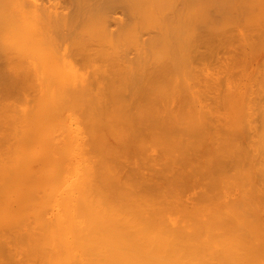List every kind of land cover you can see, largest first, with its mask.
<instances>
[{
	"label": "bare ground",
	"instance_id": "6f19581e",
	"mask_svg": "<svg viewBox=\"0 0 264 264\" xmlns=\"http://www.w3.org/2000/svg\"><path fill=\"white\" fill-rule=\"evenodd\" d=\"M222 38H226V41H224ZM217 39L222 40V44L225 42L224 46L221 44L223 47H225L224 51L221 50L223 48L218 46L220 40L216 41ZM211 40H214L212 41L213 45L214 42H219L217 43L218 45L216 44L218 49L217 47L215 48L218 50V52L222 51L220 55L218 53L219 57H217V55L214 56L217 57V61H215L216 59L212 57V53H214V47L210 46L209 50L213 49V52H211L210 55L209 52L211 50L209 51L207 49L209 46H206L207 43L208 45L210 44L209 42H211ZM201 43L204 44L205 47ZM199 44L200 46H198ZM17 46L19 48H17ZM20 48L21 51L18 50ZM200 48L205 51V57L203 55L201 56V54L204 52L201 53L202 50ZM205 48L206 50H204ZM255 48L264 49V0H0V62L2 63L3 60V67L5 68V65H7V69L9 71L15 66H17L15 67L17 69L14 68L11 71L19 70L17 73L14 71L15 74L8 76L10 77L9 79L17 77V79L19 81L22 80L21 82L23 83L27 75H25L24 72V80L22 76L19 77V72H21L20 69L22 68L23 71H26V73L29 72L30 74L31 72V75L33 74L32 76L37 74L41 85L43 83L46 85L48 82H50L48 83L49 87V85H51L53 82L54 89L57 87L55 89L56 92L54 91V94L49 95L48 99L47 94H45V99L42 98V100H38L39 102H42L43 105L45 104V111H47L46 107H48L51 112L50 114L53 115V119L50 118L51 115L49 116V114H47V116H49L47 118L52 120L56 118L57 122H60L59 118L61 117L57 118L58 112H60V114L61 110L63 113L65 112V104H59L60 98L62 97L60 95L65 93L66 95L63 94V96L67 100L69 97V101H66V99L63 98L65 100L64 101L61 98L62 102H68L66 103L68 107L66 106L65 109L67 108L66 111H69V109L72 111L70 112V116L65 113L63 115H67L69 118H72L71 115H73L75 116L77 123L83 125L80 126L82 129L81 131L78 127L79 125L77 124L78 131L75 132L76 130L73 131L75 127L71 123L72 127L74 128L71 131L76 133L75 135H72L75 137V139H71L72 143L74 142L73 144H75L76 152L74 151V156L71 157L68 155V152L72 148V144L69 142L71 145L70 149L69 144L64 147L66 148L69 145V150L62 148L63 146L61 145H63L64 142H67L65 141L66 134L62 133L64 130L63 128L62 132H59V128L63 127L62 125H64L65 129H67L65 127L66 125L69 126V131L70 128H72L67 124V117L65 118L66 121L63 120L65 122L62 125H58L57 122H54L55 125L51 124L53 121L50 119L48 120L46 116H44L45 119H42L41 116L40 118L42 120L38 119V121L32 122L31 118L28 117H33V114H35H30V109L33 107L29 105V102L32 100L30 98H34V94H36L34 92L38 89L36 86H38V83L40 84V82L37 81L38 83L36 82L34 86L33 81L36 78L33 80L31 75L30 78L28 76L30 80L32 79L31 82H33V88L37 89H34L32 97H28L30 99V101L28 100L29 102H27L28 98L24 93L26 96L25 102L28 104L24 105L26 110H24V113H20L22 114L20 116L22 117L25 113V115L29 114L27 115V118L30 120V122L27 121V123H25L27 119L23 116L26 119L24 122L23 118V122L25 123L23 124V128L22 125H19L20 123L16 121L19 123L17 126H21V128H19V130H21V134L20 136L16 135L14 137L12 133L9 132L11 133V136L14 137L12 139L10 136L13 140L10 142H15L16 144L14 143V148L12 147V149L10 147L11 150L7 152V156L9 153V162L4 161V163H8H5L6 165L2 166L1 164L3 162H0V264H264V164H262L264 163L262 162L264 161V158H262L264 155H260L261 153H264V151H262L264 148L260 147L264 146V142H261L264 141L262 140L264 138H258L256 141L257 130L259 134V128L255 130L254 134H252V132L250 133V130L254 129L255 126H259V122L256 125L257 120H260L258 119L259 117L257 118L259 111L261 110L260 113L264 112V109H262V106H264V103L262 102L264 101L262 100L260 101V105L262 106L259 107V110H254L256 105V103H254L256 101L255 99H258V96H264L259 95L261 92H259V90L264 89L261 87L264 85L262 84L264 79H260L261 75H264V72L261 71V66L264 65V58L261 57L264 56H261L260 53L258 54L257 59H260L258 60L259 64L262 63L260 65L261 68L258 72V63L255 65L254 62L253 70L254 72L257 70L258 73L252 72V74L251 63L253 62L252 60H254L252 55H255V52H258V50ZM199 49L201 52L198 51L199 54L197 55L196 51ZM206 52L212 61L214 59L216 63L213 62V64L212 61H210L211 59L206 56ZM23 54L24 56L25 54L26 56L30 54L27 57H30L31 60L27 61V59H24ZM195 54L198 57L200 55L199 58L201 60L202 57H207L205 64L203 63L206 59H203L204 61L202 60L203 63L200 62L202 65L201 68H203V70V65L206 66L210 62L212 63L208 64L211 66L213 65L212 67L207 65L208 67H211V75L206 73L207 70H204L206 75H202V78L201 75H198L200 78L197 77V74H199L197 71L203 73V70L198 69L201 65H196V63L198 64L200 61L199 58H197V62L194 60L196 63L193 65H196V68L192 66V63L194 62H192L193 58L197 57ZM192 55L196 57L193 56L192 58ZM262 55H264V53H262ZM21 57H23L22 61L25 60V62H29L28 64L26 63L28 66L26 64L24 65V62L20 63L21 60H19V58ZM70 59L72 61L75 60L82 65L84 64V66L82 68V65H80L81 70H77L79 68L78 65L77 69L75 67H69L70 69L67 68L69 69V71L67 70L69 73L68 75V73L65 74V68L63 69L64 71L62 70L64 63L62 65L61 61L66 63L67 60ZM11 60L13 61L11 62ZM57 61L58 63H56ZM75 61L73 62L75 63ZM48 62L49 64L52 62L51 66L48 64ZM55 64H59L61 66L56 67ZM1 66L0 69H2ZM52 66H54L56 69L54 70V67L52 68ZM207 66L206 68L209 69ZM48 67L53 69V73H51L52 69L50 68V70ZM58 68L59 70L61 69L60 73L58 72ZM7 69L6 71H8ZM3 71L5 72V70L2 69L1 72ZM34 71H36V73H34ZM49 73L53 75L50 76ZM1 74L2 77H0V79L2 80L4 78V73ZM16 74L17 76H15ZM61 74H63V78L65 79L61 78ZM221 74L225 77V81L221 80L222 77H219ZM250 74H252L251 76L254 74L255 76L258 74L259 75L257 77H253L255 78L254 81L251 80L253 78L250 76ZM212 75L214 78H211ZM11 76L14 77L11 78ZM53 76L55 77L54 79L52 78ZM59 76L61 78L62 84L65 86L63 88V85H61L60 87H62V89H58V85L61 84ZM209 76L213 85H217L219 78L221 80V84H225L223 85L224 87L226 86V92L224 93L223 90L225 91V89L222 90L223 86L221 89V84L219 85L220 87L218 86V88L222 90V97H219L220 90L217 89V86L214 88L212 84V86L209 85L211 83L209 81ZM249 76L251 79H249ZM8 77L5 75V78ZM70 77H72L71 81ZM68 79L70 82L67 81ZM154 79L156 80L154 81ZM235 79H237V81ZM246 80L249 85L245 82ZM257 80H262L260 82L261 86H259ZM7 81L8 80H5L4 82L6 83ZM11 81L14 83L15 80ZM57 81L60 82V84ZM222 81L224 83H222ZM12 82L10 84H12ZM250 82H252L254 86L257 85L256 83H258V87L256 86L257 89H254L255 91H253ZM1 83L3 82L1 81ZM5 83L4 87H7L9 84L6 83L8 84L6 85ZM54 84L57 85L55 86ZM204 85H206V87ZM250 85L251 87H249ZM139 86L141 88L143 87L144 89L146 87L147 90H150L148 94L157 88L159 92H157V90L156 92L158 94L153 95L154 97L157 96L159 100L156 97V101L151 93L150 95L152 98L150 95L148 96V94H146V89H143L142 94H137L138 96L140 95L139 97L142 95L143 97L139 98L136 95L138 97L137 98L135 93L142 91L140 90L141 88L139 89L140 91L138 90ZM198 86H200V88ZM207 86H209L208 89ZM174 87L185 92L186 94L183 96V94L181 95L178 93L179 95H177V92H174L173 90L172 94L175 95L174 99H178V96L184 99L180 100L179 98V102L181 101V103H183H180V105H185L187 108H192V111L195 109L194 105L192 107V98L194 96L193 92L197 91L196 96H201L203 100L205 97L208 98L211 94L213 97L210 96L207 101L210 98H213L215 103H222L220 106L219 103L218 105H213L210 103V101L214 103L212 101L213 99H210L209 103L211 106L213 105L211 109H214L216 106L223 108L225 105L226 107L223 109L228 110V112L225 113L223 117L222 110H220L219 107H216L215 109L219 108L217 109L219 110L217 113L219 119L214 116L217 115L216 113L211 114V117L214 116L216 118V120L213 119L214 121H217V119L218 122L220 119L223 121V118L224 121L221 124L219 122V126L216 124L217 122L214 123V121H212L215 126L217 125L216 127L212 126V123L209 122V124L206 123L205 126H202L201 128L200 125L207 121L205 120L206 116L202 115V112L204 113L206 108L204 109V107H201L202 104L200 99V107L204 110L202 109V111L200 108L201 111L199 110L200 115L198 116V119L201 120V118L204 117L203 120H201L202 123L200 121H198L200 124L196 122L195 118H197V114H195V117L192 111H189V116L188 114L185 116L181 114H173L172 116V112H175L176 109L181 108L183 112L187 110L186 107H181L179 105L177 99V102L171 99L173 96L172 94L171 98L170 95L167 94L168 90L171 88L174 89ZM197 87L199 89L202 88L204 91H213H210L209 93L206 91L205 95L203 90H199ZM260 87L262 89H259ZM7 88L9 89V87ZM10 88L13 89L12 86ZM46 88L47 87L45 86L44 93H47L46 90H48V88ZM245 88L246 90L249 88L250 89L247 90V92ZM57 89L58 91L62 90V94H59ZM257 90L259 94L255 93ZM215 91H217V94L219 95H217ZM245 91L246 94H244ZM249 91L251 94L254 92L258 96L254 97L255 94L253 93L252 97L249 94ZM121 92L125 95V97L123 94H121ZM144 92L147 97L150 98V101L147 99V102L149 104L151 102V106H148V103L146 105L143 104L146 103V101H144L146 100ZM156 92L154 91L152 93ZM201 92L203 93L202 95L200 94ZM211 92H214V94ZM262 93L264 92H261V94ZM41 94L42 97H44L43 93ZM126 95L130 98L135 96L134 98H136L137 101L138 99H141L142 101V98H144L142 102L139 100L140 104L137 103V105H142L141 107L133 105L135 106L133 107L134 109L137 107V111L135 109L136 112L133 110V113H140L138 114L140 116L137 115L139 120L137 119V122L132 121L134 124L133 127H136L137 130L134 128L132 129V122H130L131 120H129L128 114H130V119H132L131 116L133 114H131L132 112L129 111V108L127 110V107L129 106L127 103L122 105V108H120V111L122 110L126 112L124 110L125 108L127 112L129 111L128 113H125L127 116L123 114V117L125 116V118H127L124 120L122 115L118 114L119 108L117 106L120 107V103H122L118 102L123 101L121 98L124 97V102L122 103L124 104L125 100L129 99V97ZM39 96L41 98V95ZM51 96H53V98L55 96L56 97L53 99ZM247 96H250L251 101ZM22 97H24L23 94ZM244 97H247L250 103L247 102V98L245 101H243ZM134 98L133 100L129 99L128 101H136ZM49 99H51L50 103H48ZM57 99L59 101H57ZM185 99H187L186 101L188 103L185 102ZM45 100H48V102H45ZM188 100H191L192 104L190 103L189 105L190 101ZM35 101L32 102L33 106H35ZM152 101L155 104H157L156 102L161 101V104H157L158 107L160 106L158 111L157 108L155 110V106L153 105L154 103ZM172 101H175V103L178 104H175L174 106L171 103ZM207 101L205 102L208 103ZM22 102L24 101L22 100ZM54 102H56V105L53 104ZM205 102L203 105L206 104ZM246 102L249 104L247 105ZM258 102L259 101H257V103ZM57 103L59 105H57ZM251 103H254V108H252L253 104ZM239 104L241 106L239 111H237L236 107ZM242 104H244V106L247 105L245 106V109L247 110L244 109V106L242 108ZM250 104L251 109L254 110L258 115H256L254 111L250 109ZM3 105L4 104H2V107ZM20 105L22 107V103ZM43 105L41 108L43 111L41 112H44L45 115L47 112L44 111ZM152 105L153 108H151ZM209 105L205 106L210 108ZM26 106H29V108ZM54 106L58 109H54ZM173 106L175 107V110ZM17 107L16 109L19 111V108ZM138 107L141 110L142 107L143 110L144 107L146 108V113L142 111L144 114H146V116H144ZM51 108L52 110L54 109V111H52ZM21 109L20 112L22 111ZM211 109H209V112L208 109H206V112L211 113V111H216L215 109ZM28 110L30 113L26 112ZM55 110H58L57 113ZM74 110H76V114ZM150 110L153 111V113ZM250 110L255 115H253ZM113 111L117 112L116 115L118 114L119 116L117 115V117ZM54 112L56 117L53 114ZM156 112L158 115H156ZM196 112L198 111H195V113ZM244 112L246 113V116L248 115V121L249 118L250 120L253 119V117L251 119V116H256V118H254L257 119H254L255 123L250 121V123L253 122L255 126L251 123L254 127L251 128L249 132L247 131V136H243L244 132L246 133V131H244L242 134L244 138H247L245 139V141L247 140L246 146L245 144L240 143V137L238 138V132H240V130L242 132L243 129L241 128L245 127L246 123H249L245 121L246 116ZM14 113L15 112L11 113V117L12 114L14 115ZM42 113H40V115H43ZM16 115L17 113L15 116ZM63 115L61 114L62 117H64ZM148 115H150V119ZM192 115L195 118L191 119L190 117H193ZM241 115L244 117H240ZM262 115L259 116H261V119H264V116ZM4 116H6V113ZM141 116L143 120L141 119ZM152 116H154L153 122L151 121ZM208 116H210V114H208ZM97 117H100V119ZM103 117L105 118L102 121ZM144 117H148L146 119L148 121L144 120ZM184 117L191 120V122L193 121L192 124L189 123V120H184ZM156 118H158L159 121H157ZM169 119L170 122L168 121ZM181 119L186 122H181ZM240 119L242 122L239 121ZM16 120L19 121L18 118ZM122 120L124 123H122ZM154 120H156V123ZM71 121L73 122V119ZM75 121L73 123H76ZM119 121L120 123H118ZM138 121H151L150 126L149 123L143 124V122H139L142 129H144V127L147 128V126L150 127V129L148 128L150 135L147 134V130H145L146 128L142 132L145 131L144 134L146 133L147 135H142L140 129L138 130V128H140L138 127ZM173 121H175V123L177 122V124L179 123V129L180 127H184L182 128V131L181 129L179 130L177 128L178 126L176 124L175 127L177 126V129L173 127L171 124ZM5 122V125H8L7 121ZM13 122L14 123H9L8 126H11L10 124H12V126H14L13 128H15L16 125L14 124H16V122ZM113 122L117 123V130L119 128V132L120 130H124L125 124L126 128L130 129L127 132V136L131 135V139L135 137V141L137 139L141 140L137 141L142 144L139 145L137 141L132 144L131 140L128 141L127 137V140L125 139L127 144H125L126 142L123 141L124 138L122 139L118 134H116L117 130L115 131L116 128ZM237 122H239V124ZM261 122L264 123V120H261ZM184 123L192 126H186L185 129ZM243 123H245V125H243ZM157 124L159 126H157ZM161 124L164 125L165 128L168 126L169 131L168 129L166 130L169 133L171 130H174L170 134L174 135L176 133L178 135L177 136L175 134L177 136H175L176 138L181 137V140L178 139L173 140L174 142L171 141L174 144L172 145L171 143V146L172 148L174 147V150H171L172 148L170 143L167 142V138L170 137V134L166 130H163L165 137L163 136L162 132L161 133L163 137L161 134L159 135L160 131L162 130L161 128L163 127L160 126ZM193 124L197 127L195 126V128L191 130L196 134L202 132V129L203 131L205 130L204 132H209L212 127H214L213 129L215 130L219 127L218 129L221 131L217 129L214 133V130L211 129L212 131L209 132L211 137L207 136V134L204 136L205 138L203 137L200 141L201 138H198L199 136H196L195 133L192 135L193 132L189 131L190 128L194 127ZM28 125L29 127H26ZM51 125H54L52 126L54 127L53 129L56 127V132L52 129L51 132L48 131V128ZM208 125L209 127L210 125L212 127L209 128ZM261 125L262 124H260V126ZM2 126L5 130L6 126L5 128L4 124ZM38 126L43 128L42 134L39 133L42 129L39 131ZM152 126L153 129L151 128ZM31 127L32 130L35 128L37 129L36 132H38L31 134ZM82 127H84L85 131H83L84 129ZM103 127H106V131H108L109 135L112 136V141L109 139L112 143L110 141L108 142V137L106 136ZM171 127L174 129H170ZM9 128L12 129L11 127ZM9 128L7 131H10ZM156 128L158 131L160 130L158 133L155 131ZM206 128L208 130H206ZM3 129L2 131L0 130L2 132L0 133V135H2L0 138L3 137ZM246 129L247 128L245 127L244 130ZM15 130L17 129L12 131L13 134ZM133 130H135V133ZM176 130H179V133ZM187 130L190 132V135L186 133ZM69 131L67 132L65 130L64 132L71 133ZM136 131L137 135H135ZM58 132L63 134L62 137H60V134L58 136ZM165 132L168 133L167 138ZM183 132H185L184 134L186 136H190L184 138L185 141L190 140L191 136H193V139L190 140L191 142H185L184 139H182ZM204 132L202 133L204 134ZM261 132L259 136L262 135ZM229 133H232L233 135L230 134L229 136ZM249 133L253 136H251ZM133 134L135 136L132 138ZM235 134L237 135L239 145L236 143L238 141ZM5 135H7V133L4 134V136ZM72 136H69L68 134L66 137ZM136 136L138 137L136 138ZM140 136H142V139ZM148 136H151L150 139ZM155 136L158 138L155 139ZM159 136L162 137V139H159ZM200 136L202 135L200 134ZM250 136L252 137L251 140L254 139L255 136V142L259 143V145L257 144L259 147H256L258 148L256 151L257 154L258 152H261L256 158L258 159V157L261 156L262 160L259 158L260 160L258 159V161H254L255 158L253 157L255 156V142L249 140L250 138L248 137ZM145 137H148L146 142L151 140L148 143L149 146L156 145L155 150H158L159 148L160 150L162 149L161 151H163L164 147H166L165 149H167V147L168 149L170 148L171 151L167 149L168 151L166 150V154L164 149V154L167 155V157L169 156L168 161H164L166 163L161 161L163 163L160 162L161 164L159 165V162H157V159L162 157L161 155L158 156L160 150L156 151L158 154L155 153L157 157L154 156V154H151L152 157L150 154H148L149 160L151 157L152 161H150V163L147 162L148 157L146 155L142 157L143 161L142 159H139L141 158L143 151L140 152L138 149H142V146L146 147V143H144V141L142 142V140L146 139ZM152 137L154 141H152ZM228 137L229 139H226ZM115 138L117 139L115 140ZM119 138L120 141L118 140ZM194 138L200 141V144L203 141V143H205L206 138H208V145L207 143L206 145L201 144L203 146H207V148L205 146V148L203 147L205 152H203V150L200 148L198 141H196L197 144L195 143ZM7 139L8 138H6L5 141ZM233 139H236V142ZM259 139L261 140L259 141ZM113 140H118L120 144H118V142L116 145H114ZM228 140L229 143H227ZM31 141L34 142V144L37 143L39 146H41V148H39L41 150H39L38 156L35 155L37 153H34V155L30 154L34 157L28 158L27 156H29V153L27 152L28 150L26 151V149L31 150L34 146L31 145L33 144ZM128 142H131L130 145ZM159 142L161 145L165 146L160 148L161 145ZM251 142H254V148L252 146V149ZM12 143H7L8 145L5 143L0 147L2 148L6 145L5 148L7 150L9 149L7 146H11ZM176 143L180 144L178 145ZM188 143L190 146L194 143V145L191 146L192 148L188 145ZM222 143L228 147L222 145ZM27 144L30 145V147ZM182 144H184V146L187 145V147H184ZM219 144H221L224 148L226 147L222 150L223 147L220 145L222 148L219 150L221 153L223 152L222 154L216 150V147H219ZM126 145L128 147L127 154L122 150L127 148ZM157 145L159 147H157ZM181 145L182 151L179 150ZM25 146L28 147L25 149ZM132 146H134L135 152L137 151L136 156L141 154L140 156L138 155L139 157H137V159H139L138 163L140 161V168H142V166L144 167V164L142 165L144 162L145 164L148 163L147 165L151 163L155 165L156 162V165H159V167L161 166L159 169L160 171L161 169H164L161 175L160 171L156 173V170H152V168L157 169V167L154 168L152 164L150 167L145 165L144 169L147 168V173L146 171L145 173L152 175V173L155 171L154 173H156V176L160 175V177L163 179L157 178L154 174V176L159 179V182L155 183L152 177L147 178L146 176H141V171V174L139 175L137 166H132V162H130L131 167H128L129 164H123L124 162H127L124 161L125 154L126 159L131 158L127 156L131 153V149L129 150V147L131 148ZM196 146L200 148L203 153H205L203 157L200 156L199 160H202L201 157L203 160L208 159L205 160L206 163L205 161H203L204 163L202 162L203 164L201 163L205 171L203 169L201 171L200 165H198V168H200L199 170L198 168H194L198 170L196 171L197 173L193 172L199 175V178L197 176V180H200V178H207L200 177L201 172L204 174L207 172L206 175L208 174V171H206V167L204 168V166H207V168L208 166L210 167L209 169H211V175L214 174L218 176H224L226 174V177L222 176V178H220L216 176L215 183H212L213 185L210 184V181L213 179L209 180L207 178L209 181V188L210 186L214 188L215 184L216 191H210L211 188L209 189L206 187L208 191L201 190L200 193L198 191L197 193L199 195L196 193V198L195 196H192L191 199L188 197V199L182 200L175 194L176 191H174V193L171 192L173 191L172 187L174 185H178V182L180 181L182 182V180L174 179V177H180V179L184 178L182 184L179 183L178 185H181V188H178L177 186L178 190H186L185 187L188 184H186L187 181L185 182L186 179L182 173L180 174L178 171L176 174L177 167H173L171 162L174 163L175 161L177 164L181 162V167L184 166L185 163V165H187L188 163L185 162L184 159L186 160V153L189 150L188 148L190 147L192 151H195L197 149ZM177 147L179 149H177ZM118 148H120L122 151H118ZM208 148H210L209 150L212 152L215 150L218 151L215 153V158L219 157L220 155V158L218 159L219 165L216 159L212 160L214 158H212L213 156L210 155V152H207L210 157L206 153V150L209 151ZM63 149L68 152H63ZM2 150L5 149L2 148ZM183 150H186L185 156L181 155V157L178 153H176L177 151L179 153L182 152L181 154H184ZM173 151H175L177 154L176 156L173 154V156L178 157V159L171 156ZM192 151L190 152L192 153ZM199 151L197 149V152ZM56 152H58L57 155ZM253 152L254 154H252ZM64 153L65 156L66 154L68 155L69 159L66 156L68 160L66 158H61H64V156H61ZM5 154L6 152H4V155L1 158H5ZM131 155L132 154H130V156ZM189 155L187 153V156L191 159V155ZM197 156L199 155L196 154L195 156L194 154L192 158L194 160H198V158H194ZM171 157L174 159L172 160ZM169 158L172 161H169ZM193 159H188V162L193 161ZM221 159L225 160V164L229 163V167L228 164L227 166L222 165L224 162H222ZM159 160L163 159L161 158ZM226 160L229 162H226ZM208 161L213 163V166L208 165ZM124 165H126L128 168L127 170L124 168L125 173L121 174L122 169L120 170V168L126 167ZM167 165L169 168L172 167L175 172H171V169L166 167ZM223 166L227 167L228 169L232 168L233 172H230L229 174V170L223 169ZM232 166H234V168ZM184 167L183 169L185 170ZM189 167L191 168V165ZM214 167L215 169L221 168L219 169V171L222 170L221 173L217 171L218 169L214 171ZM148 169L150 172H148ZM191 172H189L190 176L188 175L189 173L186 174V172L183 174L191 177ZM215 172H217V174ZM124 174L126 175L125 177H123ZM168 175L169 178L167 179ZM169 179L172 180L168 181ZM194 180L193 182L195 184L196 180ZM187 183H189V181ZM182 185H184V188H182ZM181 191L179 192L183 193Z\"/></svg>",
	"mask_w": 264,
	"mask_h": 264
},
{
	"label": "rangeland",
	"instance_id": "374dc122",
	"mask_svg": "<svg viewBox=\"0 0 264 264\" xmlns=\"http://www.w3.org/2000/svg\"><path fill=\"white\" fill-rule=\"evenodd\" d=\"M222 39H223L224 41H226V40H225L226 38H222ZM218 40H220V39H217L216 41H218ZM212 41H214V40H211V42H209V43L212 44V45H210V44L208 45V43H207L206 46H209V47H208V48L206 47V48L209 50L210 46H213V47H214V48H213V49H214V53H212V57L216 59L215 61H217V57H219V56H218V53H219V55H220V53L222 52L221 50L224 51V48H225V47H223V46L225 45V42L223 41L224 43L222 44V40H220V43L217 42V43H219V45H218L217 43H215V42H214V45H213ZM201 44H202V43H201ZM205 44H206V43H205ZM216 44H217L220 48H223V49L220 50L221 52H218V50H217L218 47L216 46ZM221 44H222L223 46H222ZM202 45H204V44H202ZM220 45H221V46H220ZM198 46H200V44H199ZM204 47H205V45H204ZM215 47H217V49H216ZM17 48H19V47L17 46ZM17 48H16V49H17ZM206 48H205L204 50H206ZM211 48H212V47H211ZM256 48H257V47H256ZM256 48H255V49H256ZM200 49H201V48H200ZM200 49L196 51V54H197V55L199 54V52H201ZM213 49H210V50H211V51L209 50L210 52L207 50V51L209 52V54H210L211 52H213V51H212ZM215 49H216V50H215ZM18 50L21 51V48L18 49ZM201 50H202V49H201ZM256 50H258V52H255V50H254V52H255L257 55H256V54H255V55H252V56H253V59H254V60H252L253 62L251 63V64H252V70L254 69V68H253V66H254V62H255V65H256V64L259 62L258 60H260V59H257V58H258V54L260 53L261 56H264V55H262V53H264V49H262V48L259 49V48H258V49H256ZM260 50H261V51H260ZM198 51H199V52H198ZM216 51H217V52H216ZM259 51H260V52H259ZM197 52H198V53H197ZM203 52H204V53H203ZM215 52H216L217 54H216ZM254 52H253V53H254ZM20 53H21V52H20ZM201 53H203V54H201ZM201 53H200L201 56H202V55H203V56L205 55V51L202 50ZM253 53H252V54H253ZM192 54H194V53H192ZM196 54H195V55H196ZM206 54H207L206 56H207L209 59H211L210 56H208V53H207V52H206ZM29 55H30V54H29ZM29 55H27V56H29ZM197 55H196V56H197ZM210 55H211V54H210ZM216 55H217V57H214V56H216ZM23 56H24V54H23ZM27 56H26V54H25L24 59H27V61H28V60H31L30 57L28 58ZM193 56H194V55H192V58H193ZM196 56H194V57H196ZM25 57H26V58H25ZM199 57H200V55H199ZM199 57L197 56L196 58H193V60L191 59L192 62H193L194 60L197 62V58H199ZM204 57H205V56H204ZM207 57H206V58H207ZM22 58H23V57L19 58V60H21L20 63L24 62V65H25L26 63H27V64L29 63V62H27V61L25 62V60L22 61ZM206 58H203V57H202V60H203V59H206ZM259 58H260V57H259ZM261 58H264V57H261ZM256 59H257V60H256ZM199 60H200V61H199ZM199 60H198V61H199L198 64L194 61V62L192 63V66L195 67L196 65H198V66L201 65L200 62H201V63H203V62H202V60H201L200 58H199ZM261 60H262V59H261ZM0 61H1V60H0ZM12 61H13V60H11V62H12ZM16 61H17V59H16ZM73 61H75V60H73ZM73 61H72L71 59H70V60H67L66 63L61 61L62 65H63V63H64V67H62V70L65 68V70H66V71H65V74L68 73V71H69V69H70L69 67H73V68L75 67V68L77 69V68H78L77 65H78L79 68H78L77 70H79V69L81 70L80 65H82V64L79 63V62H76V61H75V63H74ZM203 61H204V60H203ZM206 61H207V59L204 61L203 64H205ZM210 61H212V59H211ZM215 61H214V59H213L212 63H213V62L216 63ZM18 62H19V61H18ZM72 62H73V63H72ZM260 62H262V61H260ZM56 63H58V61H57ZM76 63H77V64H76ZM194 63H196V65H193ZM212 63L210 62V63H208V64H212ZM214 63H213V64H214ZM0 64H1V65L3 64L2 66H1V65H0V66H1V68H2L3 70H5V72H4V71L1 72L2 69H0V70H1V71H0V74H1V73H4V75H3L4 78H5V75L8 77V76H10V75L15 74L14 71H15L16 73L19 71V70H17V71H16V70L11 71V70L14 69L15 67H17V66H15L14 68H11V69L9 68L10 71H11V72H10V71L7 69V68H8L7 65H5V66H6L5 68L10 72V74H9V72L6 71V69L3 67V66H4V61H3V60H2V63L0 62ZM27 64H26V65H27ZM48 64H49V62H48ZM51 64H52V62H51L49 65L51 66ZM53 64H54V62H53ZM65 64H66V65H65ZM208 64H207V65H208ZM258 64H259V63H258ZM258 64H257V67L259 66V68H258V72H259V70H260L261 67H262L261 71L264 72V65H262V66L260 67V65H261L262 63H260L259 65H258ZM13 65H14V64H13ZM13 65H12V66H13ZM207 65H206V66H207ZM27 66H28V65H27ZM45 66H46V65H45ZM45 66H44V67H45ZM55 66L58 67V66H61V65H59V64H58V65L55 64ZM83 66H84V64L82 65V68H83ZM198 66H197V68H198ZM206 66L203 65L204 70H207L206 73L211 75V71H212V70H211L210 68H211L213 65H212V66H211V65H208V66H211V67H208V66H207L210 70L207 69ZM53 67H54V66H52V68H53ZM201 67H202V65H201L200 68H198V69H202V70H203V68H201ZM50 68H51V67H48V69H50ZM52 68H51V69H52ZM59 68H60V67H59ZM59 68H58V70H59ZM67 68H69V69H67ZM195 68H196V67H195ZM255 68H256V67H255ZM15 69H17V68H15ZM18 69H20V68H18ZM26 69H27V68H26ZM48 69H47V70H48ZM51 69H50V70H51ZM53 69L55 70L56 68L54 67ZM53 69L51 70V73H53V72H52ZM198 69H196V70H198ZM256 69H257V68H256ZM20 70H21V72H19V77L22 76V78H23V77H24V76H23V75H24V72H25V75H27V76H26L27 78L25 77V80H26V81H25L24 78H23V80H24L23 83H24V84L21 82L22 80L19 81V80L17 79V77L13 78L14 76H13V77L11 76V78H13V79H9L10 77L5 78V79L3 78L4 80H3V79H2V80L0 79V83H1V81L3 82V83L0 84V103L4 104L3 107H2V104H0V107H1V108H0V115H1V116H0V119L2 118L1 121H0V125H1V126H0V130L2 131V129H3V126H2V125H3V124H4V128H5V126H6L5 130L3 129V137L0 138V146H1L2 144H5V143H6V144H7V143L10 144V143H12V142H10V141H13L12 139H13L16 135H17V136H20V134H21L20 131H21V130H19V128H21V126H20V127L17 126L19 123H20L19 125H22V127H23V124L27 123V121L30 122V120L27 118V115H29V114L25 115V114H26V113H25V114L23 115L27 120H26L23 116H22V117L20 116V115H22V114H20V113H24V112H25L24 110H26V108L24 107V105H27V104H28L27 102H29L30 99H32V100H31V102H29V105H30L31 107H33V108L30 109V110H31V113L29 112V110L26 111V112H29L30 114L35 113V114H33V115H34L33 117L28 116L29 118H31V122H32V121H38V119L42 120V119L44 118V116H46V118L49 117L50 115H51L50 118L53 117V115L50 114L51 112H50L49 108L46 107V110H47V111H45V106H44L45 104L43 105V103H42V102H39L38 100H42V98L45 99V97H46L45 94H47V99H48V98H49L48 96L54 94V91H55V89H56L57 87L54 89V87H53V82H52L51 85H49V87H48V83H50V82H48L46 85L42 82V83H43V84H42L43 86H42V85H41V82H40V80H39V78L37 77V74H36V75L34 74L35 76H32L33 74L31 75V72H30V74H29V72L26 73V71H23L22 68H21ZM42 70H43V69H42ZM47 70H46V71H47ZM58 70H57V71H58ZM67 70H68V71H67ZM204 70H203V73H201L200 71H197V72H199V74H197V77H199L198 75H201V78H202L203 76H205L206 73L204 72ZM252 70H251V73H252V72H253V73H256V72H257V70H256V72H254V70H253V71H252ZM28 71H29V70H28ZM43 71H44V70H43ZM57 71H56V73H57ZM60 71H61V69H60L58 72L60 73ZM63 71H64V70H63ZM209 71H210V72H209ZM261 71H260V72H261ZM7 72H8V73H7ZM48 72H49V70H48ZM258 72H257V73H258ZM32 73H33V71H32ZM34 73H36V71H34ZM46 73H47V72H46ZM54 73H55V72H54ZM61 73H62V72H61ZM200 73H201V74H200ZM253 73H252V74H253ZM47 74H48V73H47ZM47 74H46V75H47ZM49 74H50V73H49ZM252 74H250V76H251ZM259 74H260V73H259ZM259 74H258V75H259ZM30 75L33 77V78L31 77L33 80L36 78V79L33 81V82H34V84H33L34 86H35V84H36L37 81L40 82V84L37 82V83H38V86H36V87H37L38 89H37V88H33V85H32L33 82H31L32 79H31V80L29 79V78H30ZM46 75H45V76H46ZM52 75H53V74H50V76H52ZM56 75H57V74H56ZM68 75H69V73H68ZM202 75H203V76H202ZM258 75L255 76V74H254V75L251 76V77H252V78H253V77H257ZM15 76H17V74H16ZM28 76H29V78H28ZM50 76H49V77H50ZM60 76H62L61 78H63V74H61ZM60 76H59V80H60V82H61V78H60ZM65 76H66V75H65ZM65 76H64V77H65ZM250 76H249V77H250ZM262 76H264V75H261L260 79H264V77H262ZM0 77H2V74L0 75ZM19 77H18V78H19ZM66 77H67V76H66ZM212 77L214 78L213 75L211 76V78H212ZM219 77H222L221 80H224V81H225V77L222 76V74H221ZM223 77H224V79H223ZM249 77H248V78H249ZM251 77H250L249 79H251ZM37 78H38V79H37ZM52 78L54 79L55 77L53 76ZM52 78H51V79H52ZM57 78H58V77H57ZM67 78H68V77H67ZM199 78H200V77H199ZM248 78H247V80H248ZM46 79H47V78H46ZM46 79H45V80H46ZM48 79H49V78H48ZM63 79H65V78H63ZM71 79H72V77H70V81H71ZM152 79H153V77H152ZM157 79H158V77H157ZM5 80H8L6 83H8L9 85H11V86L13 87V89L10 88L11 86H9L8 84H6V83L4 82ZM11 80H13V81L15 80L14 83H13ZM116 80H117V79H116ZM155 80H156V79H154V81H155ZM218 80H219L220 82L218 81L217 85H213L212 82L210 81V76H209V81L211 82L209 85L212 84V85L214 86V88L217 86V89H219L218 86L221 84V80H220V78H219ZM235 80L237 81V79H235ZM247 80L245 81L246 83H247ZM251 80H254V81H255V78H253V79H251ZM10 81L12 82L13 85L10 84V83H11ZM49 81H51V80H49ZM52 81H53V80H52ZM67 81H69V79H68ZM70 81H69V82H70ZM236 81H235V82H236ZM249 81H250V80H249ZM261 81H262V80H260V81L257 80V82L259 83V86H261V84H260ZM9 82H10V83H9ZM57 82H58V81H57ZM60 82H58V83L60 84ZM4 83H5L6 85H8L7 87H9V89H8L6 86L4 87ZM55 83H56V82H55ZM222 83H224V82L222 81ZM253 83H254V82H253ZM255 83H256V82H255ZM258 83H256V84L258 85ZM215 84H216V83H215ZM247 84H248V83H247ZM247 84H246V85H247ZM250 84L252 85V89H253V91H255L254 89H257V88H256L257 85L255 84L256 86H254V85L252 84V82H250ZM262 84H264V82H262ZM24 85H25V86H24ZM40 85H41V86H40ZM54 85H55V84H54ZM56 85H57V84H56ZM56 85H55V86H56ZM61 85H63L62 82H61L60 85H58V89H59V88L62 89V87H63V88L65 87L64 85H63L62 87H60ZM212 85H211V86H212ZM223 85H225V84H223ZM223 85L221 84V85H220L221 87L219 86L220 89L222 88ZM248 85H249V84H248ZM251 85H250L249 87H251ZM45 86L48 88V90H46L47 93H44V92H45V91H44V90H45ZM141 86H142V85H141ZM204 86L206 87V85H204ZM211 86H210V87H211ZM253 86H254V87H253ZM1 87H2V89H1ZM21 87H22V88H21ZM39 87H40V88H39ZM198 87L200 88V86H198ZM198 87H197V88H198ZM208 87H209V86H207V89H208ZM246 87H247V86H246ZM257 87H258V86H257ZM261 87L264 88V85H262ZM261 87H260L259 89H262ZM47 88H46V89H47ZM140 88H141V87L139 86V87H138V90H139ZM199 88H198V89H199ZM203 88H204V87H203ZM211 88H212V87H211ZM211 88H210V89H211ZM214 88H213V89H214ZM247 88H248V87H247ZM10 89H11V90H10ZM34 89H37V90L34 91ZM51 89H52V90H51ZM58 89H57V91H58ZM143 89H144V88L142 87V88L140 89V90H142V91L139 90L140 92H138V93L136 92V93H135V96H136L137 94H142ZM145 89H146V87H145ZM145 89H144V90H145ZM220 89H219V90H220ZM223 89H225V91H224ZM249 89H250V88H249ZM249 89H247V90H249ZM259 89H258V90H259ZM67 90H68V89H67ZM138 90H137V91H138ZM146 90H147V89H146ZM156 90H157V92H159L157 88H156ZM156 90H152V92H154V91L156 92ZM173 90H174V92H175V91L177 92V95H179V94L182 95V94H183V96H184V94H185V92H183V91H181V90H179V89H177V88L174 87V89L171 88V89L168 90V93H167V94L170 95V98H171V96L173 95V94H172V93H173ZM196 90H197V89H196ZM199 90H203V89L201 88V89H199ZM199 90H198V92H199ZM205 90H206V88H205ZM214 90H216V89H214ZM222 90H223V93L226 92V86H225V87L223 86ZM222 90H220V92H221ZM245 90H246V88H245ZM247 90H246V91H247ZM258 90H257V92H255V93L259 94L260 91H261V92H264V89L259 90V92H258ZM33 91L37 94V95L34 94V98H36V99H34V98L32 97V95H33ZM37 91H38V92H37ZM40 91H41V93H43L44 97H42V94L40 93ZM61 91H62V90L58 91L59 94H62ZM149 91H150V90H147V93H146V94H148ZM206 91L209 93L210 91H213V90H206ZM206 91L203 90V93H205ZM217 91H218V90H217ZM217 91H215L216 94H217ZM246 91H245L244 94H246ZM250 91H252V90H250ZM250 91H249V92H250ZM55 92H56V91H55ZM63 92H64V91H63ZM145 92H146V91H145ZM145 92H144V95L146 96V100H144V98H142V99H143L144 101H146V103H143V104L146 105V104L148 103L147 101H148L150 98L147 97V95L145 94ZM152 92H150L152 95H153V94H155V95L158 94L157 92H156V93H152ZM218 92H219V91H218ZM220 92H219L220 95H219V94H217V95H219V97H220V96L222 97L223 94H222V92H221V93H220ZM247 92H248V91H247ZM261 92H260L259 95H264V93L261 94ZM24 93H25V95H27V98H28V97H32V98H30V99L28 98V99H27V102H25V100H26V96L24 95ZM39 93H40V94H39ZM123 93H124V91H123ZM123 93L121 92V94H123ZM125 93H126V92H125ZM150 93L148 94V96L150 95ZM178 93H179V94H178ZM203 93L201 92L200 94L202 95ZM211 93H212V92H211ZM253 93H254V92H253ZM253 93H252V94H253ZM255 93H254V94H255ZM22 94H23L24 97H22ZM56 94H57V93H56ZM59 94H57V95H59ZM63 94H65V93H63ZM63 94L60 95V96H62V97H61L62 99L65 98V97L63 96ZM171 94H172V95H171ZM193 94H194V96H193V98H192V103H193V104L191 103V100H188V101H190V102H189V105H190V103L192 104V107H193V105H194V107H195V109L193 108V109H194V110H193L194 112L192 111V108H187L185 105H184V106L182 105L183 107H186L187 110H186L185 112H183V110L179 107L180 109H176V111H175L176 113H175L174 111L172 112V116H173V114H177V115H180V114H181V115H183V116H185V115L188 114V116H189V111H190V112L192 111V113L194 114V116H195V114H197V115H196L197 118H195L196 116L194 117L193 115H192L193 117H190V118H191V119H192V118H195V119H196V122L198 123V121L201 122V120H203V118H204V117L201 118V120L198 119V118H199L198 116L200 115L199 113H200V111L203 109V108H201V107H204V109H205V108L208 109V112H209V109H211V107H212L213 105H218V103H219V106H220V104H222V103H220V102L215 103L213 98H212L213 100H212L211 98H210V99H211L214 103H212V102L210 101V99L207 101V99L211 96V94H210L209 97H208V95H207L208 98H206V97H205L206 99L204 98V100L207 101L208 103H206V102L203 100V98H202L201 96H199L200 98H199L198 96H196V95H197V91H196V92H193ZM200 94H199V95H200ZM212 94H214V92H213ZM221 94H222V95H221ZM249 94L253 97V95L251 94V92H250ZM39 95H41V98H40ZM65 95H66V94H65ZM123 95H124V94H123ZM123 95H121V96H123ZM177 95H176V97H177ZM185 95H186V94H185ZM205 95H206V93H205ZM35 96H36V97H35ZM126 96H127V95H126ZM135 96H134V97H135ZM137 96H138V95H137ZM137 96H136V97H137ZM139 96H140V95H139ZM139 96H138V97H139ZM188 96H189V95H188ZM256 96H258V95L255 94L254 97H256ZM51 97L53 98V96H51ZM51 97H50V98H51ZM55 97H56V96H55ZM55 97H54V98H55ZM57 97H58V96H57ZM67 97H68V96H67ZM124 97H125V95H124ZM124 97L121 98V99H123V101H119L118 103H120V102L123 103V102H124ZM127 97H129V96H127ZM134 97H133V98H134ZM138 97H137V98H138ZM141 97H143V95H142ZM141 97H139V98H141ZM150 97L152 98L151 95H150ZM153 97H154V95H153ZM156 97H157V96H155L154 98L156 99ZM174 97H175V95H173L171 99H173V100L176 101L177 98L174 99ZM203 97H204V96H203ZM211 97H213V96H211ZM247 97H248V96H247ZM247 97H246V98H247ZM259 97H260V96H258V99H257V98L255 99L256 101H255L254 103H256V105H255V109H254V110H257V109L259 110V107L262 106V105H260V104H261L260 101H261V100L264 101V99H261V98H264V96L260 97V100H259ZM23 98H25V99H23ZM39 98H40V99H39ZM54 98H53V99H54ZM61 98H60V102H59V104H60V103H62L63 105L65 104V106H64V111H65V112H64V113L67 114L68 116H70V112H71L72 110L69 109V111H66L67 108L65 109V107H66V106L68 107V105L66 104V103H68V102L64 103V101H65L64 99H63L64 101L62 102V99H61ZM133 98H132V97H131V98L129 97V99H132V100H133ZM157 98H158V97H157ZM179 98H180V97L178 96V99H177L178 102H179ZM197 98H198V99H197ZM246 98L244 97V98H243V101H245ZM248 98H249V100H250V96H249ZM248 98H247V102L250 103L251 100L249 101ZM58 99H59V98H58ZM58 99H57V101H59ZM65 99H66V98H65ZM129 99L125 100V103H124V104L120 103V104H121L120 107L117 106V107L119 108V113H118V114H119V115L121 114L122 117H123V114L125 115V113L127 112L128 108H129V111L132 112L131 114H133V115L131 116L133 120L130 119V114H128V115H129V120H131L130 122H132V121H134V122L136 121V122H137V119L139 118L138 116H140V115H138V114H140V113L136 114L135 112L137 111V109H136L137 107L135 108L136 111H135V109H134L133 107H135V106L137 105V103L140 104V102H142L143 100L141 101V99H138V101H137V99L134 98L136 101H133V102H134V103H133L132 100H130V102H129V101H128ZM147 99H148V100H147ZM181 99H182V98H180V100H181ZM199 99H200V102H201L202 105L204 104V102L206 103L205 105H209L210 103L213 104V105L211 106V104H210V105H209L210 108H207L205 105H203V106L201 105V107H200ZM251 99H253V98H251ZM22 100H23L24 102H22ZM28 100H29V101H28ZM35 100H36V101H35ZM106 100H107V99H106ZM139 100H140V102H139ZM158 100H159V98H158ZM182 100H184V99H182ZM186 100H187V99H185V102H187ZM195 100H196V101H195ZM201 100H203L204 102L201 101ZM253 100H254V99H253ZM253 100H252V102H253ZM33 101H35V102H34V103H35V106L32 105V104H33V103H32ZM50 101H51V99H49V102H48V100H45V102H48V103H50ZM66 101H69V97H68V100L66 99ZM126 101H127V102H126ZM149 101H150V100H149ZM156 101H157V99H156ZM175 101H172V102H171L174 106H175V104H178V103H175ZM177 101H176V102H177ZM197 101H198V102H197ZM209 101H210V103H209ZM219 101H220V100H219ZM243 101H242V102H243ZM257 101H259V102L257 103ZM37 102H38L39 104H38ZM52 102H53V101H52ZM135 102H136V104H135ZM152 102H153V101H152ZM154 102H155V100H154ZM154 102H153V103H154ZM202 102H203V103H202ZM247 102H246V103H247ZM16 103H19V104H16ZM21 103H22V107H21V105H20ZM23 103H25V104H23ZM55 103H56V102H54L53 104H55ZM70 103H71V101H70ZM126 103H127L129 106L126 105V106H128V107H127V110H126V108H125V106H124V108H125L124 110H125L126 112H124V111L121 110L122 112H124V113H122V112L120 111V108H122V105H125ZM156 103H157V104H159V103L161 104V101H158V102H156ZM180 103H181V101L179 102V105H180ZM187 103H188V102H187ZM249 103H247V105H248ZM254 103H251V104H253L252 108H254ZM262 103H264V102H262ZM15 104H16L18 107H17ZM53 104H50V105H53ZM59 104L57 103V105H59ZM62 104H61V105H62ZM108 104H110V103H108ZM150 104H152V103L150 102ZM150 104L148 103V106H149ZM157 104L154 103L153 105L155 106V110H156V108H157V111H158V109L160 108V106L158 107ZM181 104H183V103H181ZM197 104H198V105H197ZM251 104H250V106H249L250 109H251ZM42 105L44 106V111L47 112L45 115H44V112H43V113L41 112V111H43V110H41ZM47 105H48V104H47ZM55 105H56V104H55ZM63 105H62V107H63ZM69 105H70V104H69ZM117 105H118V104H117ZM133 105H135V106H133ZM153 105H152L151 108H153ZM179 105H178V106H179ZM189 105H188V106H189ZM223 105H224V104H223ZM223 105H222V106H223ZM247 105H245V106H247ZM259 105H260V106H259ZM12 106H13L15 109H14ZM71 106H72V104H71ZM71 106H70V107H71ZM137 106L141 107L142 105H137ZM148 106H147V108H148ZM150 106H151V105H150ZM174 106H173V107H174ZM178 106H177V107H178ZM180 106H181V105H180ZM182 106H181V107H182ZM209 106H208V107H209ZM219 106H216V107H219ZM240 106H241V105L239 104V105L236 107V110H237V111H239ZM243 106H244V104H242V108H243ZM245 106H244V109L246 108ZM4 107H5V108H4ZM16 107L19 108V111H17L18 109H16ZM26 107L29 108V106H26ZM70 107H69V108H70ZM139 107H138V109H139ZM145 107H146V106H145ZM145 107H144V110H143V107H142V110H141V109H139V110H141V112H142V111L145 112V109H146ZM190 107H191V106H190ZM214 107H215V106H214ZM214 107H213V108H214ZM216 107H215V108H216ZM225 107H226V106L224 105L223 108H225ZM249 107H248V109H249ZM21 108H22V109H21ZM60 108H61V106H60ZM111 108H112V107H111ZM118 108H117V109H118ZM200 108H201V110H200ZM215 108H214V109H215ZM219 108H220V110H222V116L224 117V114L227 113L228 110L225 109V110H226V111H225L222 107H219ZM219 108H217V109H219ZM221 108H222V109H221ZM6 109H7V110H6ZM11 109H14V110H11ZM20 109L22 110L21 112H20ZM54 109H58V108H55V106H54ZM54 109L52 110V108H51L52 111H54ZM73 109H74V108H73ZM112 109H113V108H112ZM114 109H116V108H114ZM149 109H150V107H149ZM183 109H185V108H183ZM204 109H203V110H204ZM206 109L204 110V113H206L207 115L204 114V113L202 112V115L206 116V118H207L208 114H210V116H208V118H210V117H211V114H213V113H216V114H217V113L219 112V110H217V109H215L217 112H216V111L213 112V111H211V110H214V109H211V110H210L211 113H207V112H206ZM244 109H243V110H244ZM262 109H264V106H262ZM38 110H39V111H38ZM48 110H49V111H48ZM133 110L135 111V112H134L135 114L133 113ZM151 110H152V109H151ZM151 110H150V111H151ZM174 110H175V107H174ZM181 110H182V111H181ZM199 110H200V111H199ZM203 110H202V111H203ZM243 110H242V111H243ZM245 110H247V109H245ZM251 110H252V109H251ZM251 110H250V112L254 111V110H252V111H251ZM258 110H257V111H258ZM2 111H3V113H2ZM11 111H12V112H15L14 115L12 114V117H11V113H12ZM55 111H56V110H55ZM57 111H58V110H57ZM57 111H56V113H57ZM59 111H60V110H59ZM129 111H128V112H129ZM146 111H147V110H146ZM159 111H160V110H159ZM195 111H198V112L195 113ZM242 111H241V112H242ZM260 111H261V110H260ZM260 111H259V113H258L259 115L264 114V112H261V113H262V114H261ZM18 112H19V113H18ZM48 112H49V113H48ZM74 112H75V114L77 113L76 110H74ZM74 112H72V113H74ZM113 112H115V111H113ZM128 112H127V113H128ZM151 112L153 113V111H151ZM151 112H150V113H151ZM177 112H180V113H177ZM5 113H6V116H4ZM16 113H17V115L15 116ZM40 113H42L43 115H40ZM64 113H63V111L61 110V114L63 115ZM116 113H117V112H115V115H116ZM142 113H143V112H142ZM145 113H146V112H145ZM152 113H151V114H152ZM154 113H155V111H154ZM192 113H191V114H192ZM242 113H243V112H242ZM242 113H241V114H242ZM252 113H253V112H252ZM254 113H255V111H254ZM254 113H253V115H255V114L258 115L257 113H255V114H254ZM3 114H4V115H3ZM18 114H19V115H18ZM47 114H49V116H47ZM53 114H54V116L56 117L55 112H54ZM61 114H60V112H58V117H57V118H59V117L63 118V119L59 118V120H60L59 123L57 122V119H56V118H54V120H52L53 118H52V119L47 118V119H48V120L50 119L51 121H53V123H51V124H54V122H57L58 125H59V124H60V125L64 124V122L67 120V124L70 125V127H72V124H73V126L75 127V129L72 127V128H70V131H69V126H67V125L65 126V127L68 129V130H67V129L64 128V125H62L63 127L59 128V132H60V133H61L62 130L64 129L62 133L66 134V136H67L68 134H69V136L75 135V134H76L75 132L78 131V129H77V126H78V125H79L78 127H79L80 130L82 131V129H81L80 126H83V125L77 123V120L75 119V116L71 115L72 118H71V117L69 118L67 115H66V116L63 115L64 117H62ZM99 114H100V112H99ZM113 114H114V113H113ZM118 114H117V115H118ZM143 114H144V113H143ZM191 114H190V115H191ZM219 114H220V113H219ZM244 114H245V116H246V113H245V112H244ZM244 114H243V115H244ZM9 115H10V116H9ZM101 115L103 116L102 113H101ZM101 115H98V116H101ZM111 115H112V114H111ZM117 115H116V116H117ZM119 115H118V116H119ZM137 115H138V116H137ZM141 115H142V114H141ZM156 115H158L157 112H156ZM156 115H155V116H156ZM202 115H201V116H202ZM220 115H221V114H220ZM243 115H241L240 117H242ZM259 115L257 116V118L259 117L258 119H260L259 121H258L257 119H255L256 116H251V119H252V117H253V119L250 120V118H249V121H248V119H247V118H248V117H247L248 115H247L245 121H246V122H249V123H246L245 121H243V122L246 123V125H245V123H243V125H245V127H246L247 129L244 130L245 127H243V128H241V129H243V131L241 132V130H240V132H238V138L240 137V138H239V141H241L240 143L245 144V146H246V141H247V140L245 141V139H247V138H244L243 136H244V135L247 136V131L249 132V130L255 126V125L253 124L254 119L257 120L256 125H257L258 122H259V126H260V124L264 125V123L261 122V120H264V119H261V116H259ZM31 116H32V115H31ZM41 116H42V119L40 118ZM118 116H117V117H118ZM125 116H127V115H125ZM125 116L123 117L124 120L127 118V117L125 118ZM142 116H143V115H142ZM142 116H141V119L143 120ZM144 116H146V114H144ZM149 116H150V115H148V117H149ZM188 116H187V117H188ZM214 116H216V117L219 119L218 114H217V115H214ZM214 116L210 118V119H212V120H210V119L207 118V119L210 120V121H208V120L205 118V120H206L207 122H204L202 125H200L201 128H202V126H205L206 123L209 124V122L212 123V121L216 120V118H215ZM262 116H264V115H262ZM13 117H15V118L17 117V118L19 119V121L16 120L17 118L15 119V118H13ZM66 117H67V118H66ZM148 117H147V118H148ZM159 117H160V115H159ZM243 117H244V116H243ZM254 117H255V118H254ZM3 118H4V119H3ZM7 118H9V119H7ZM12 118H13V119H12ZM23 118H24V122H25V120H26L25 123L23 122ZM65 118H66V120H65ZM97 118L100 119V117H97ZM104 118H105V117H103V119L101 118L102 121L104 120ZM147 118L144 117V120H146ZM181 118H182V117H181ZM220 118H222V117H220ZM10 119H11V122H12V123H14L13 121H15V122H16V121L19 122V123L16 122V124H14V125H16L15 128H13L14 126H12V124H10L11 126H8L9 123H11V122H10ZM14 119H15V120H14ZM20 119H21V120H20ZM44 119H45V118H44ZM72 119H73V122L76 120V121H75L76 123H73V122L71 121ZM118 119H120V118H118ZM149 119H150V117H149ZM153 119H154V116H152V120H151L152 122H153ZM185 119H187V118L184 117V120H185ZM195 119H194V121H195ZM213 119H214V120H213ZM218 119H217V121H214V123L217 122V123H216L217 125L219 124V122H220V124H221V123L224 121V118H223V121H222V119H220L221 121L219 120V122H218ZM241 119H242V118H241ZM241 119H240L239 121L242 122V120H244V119H242V120H241ZM4 120L7 121V124H8V125H5L6 122H5ZM55 120H56V121H55ZM59 120H58V121H59ZM61 120H62V121H61ZM63 120H65V121H63ZM138 120H139V119H138ZM156 120L159 121L158 118H156ZM156 120H154L155 123H156ZM172 120H173V119H172ZM178 120H179V118H178ZM178 120H177V121H178ZM184 120L181 119V122L184 121ZM187 120H189V119H187ZM21 121H22V122H21ZM120 121H121V120H120ZM120 121H119L118 123H120ZM127 121H128V120H127ZM146 121H148V120H146ZM151 121H150V122H151ZM165 121H166V120H165ZM168 121L170 122V119H169ZM189 121H190V122H189ZM189 121H188V122H189L190 124H192L193 121H192V122H191V120H189ZM250 121H253V122H251V123H252L254 126H252V124L250 123ZM3 122H4V123H3ZM139 122H143V124H145V123H146V124L149 123V126H150V124H151L150 122L138 121V123H139ZM166 122H167V121H166ZM171 122H172V121H171ZM179 122H180V120H179ZM184 122H186V121H184ZM188 122H187V123H188ZM1 123H3V124H1ZM21 123H22V124H21ZM71 123H72V124H71ZM122 123H124L123 120H122ZM157 123H158V122H157ZM194 123H195V122H194ZM201 123H202V122H201ZM211 123H210V124H211ZM214 123H212V126H215ZM237 123L239 124V122H237ZM254 123H255V122H254ZM77 124H78V125H77ZM113 124L115 125V128H116L115 131H116L118 125H117V123H114V122H113ZM127 124H128V122H127ZM158 124H159V123H158ZM158 124H157V126H159ZM171 124L173 125V127H175V124H176L177 126L179 125V123L177 124V122L175 123V121H173V123H171ZM182 124H183V123H182ZM198 124H200V123H198ZM248 124H249V125H248ZM26 125H27V124H26ZM54 125H55V124H54ZM54 125H51V126L48 128V131H49V132H51V129H52V130H55V129H56V127H55V129H53L54 127H52V126H54ZM75 125H76V126H75ZM133 125H134V124H133V122H132V129H133V128L136 129V127H133ZM141 125H142V123H141ZM166 125H167V123H166ZM168 125H169V123H168ZM172 125H171V126H172ZM184 125H185V129H186V126H187V127H191V126H192V125L189 126V125H187L186 123H184ZM184 125H183V126H184ZM217 125H216V126H217ZM247 125H248L249 127H248ZM262 125H261V126H262ZM24 126H25V125H24ZM56 126H57V125H56ZM121 126H122V125H121ZM121 126H120V127H121ZM136 126H137V125H136ZM144 126H145V125H144ZM153 126H154V124H153ZM153 126L151 127L152 129H153ZM160 126H163V127H164V125H162V124H161ZM169 126H170V125H169ZM177 126H176V127H177ZM180 126H181V125H180ZM193 126H194V124H193ZM195 126H196V125H195ZM195 126H194L193 128H190L189 131H190V132H193L191 129H194ZM212 126L210 125V127H209V125H208L209 128H211ZM216 126H215V127H216ZM218 126H219V125H218ZM221 126H222V125H221ZM257 126H258V125H257ZM257 126H255L254 129L250 130V133L252 132V134L255 133V130H257V128H259V134H260V132L262 131V132H261L262 135L259 136V134H258V130H257V139L255 138L256 135L254 136V139H256V141L258 140V138H264V137H262V136H264V128H262V127H264V126H262V127H261V126H260V127H259V126L257 127ZM9 127H11L13 130H14V129H17V130L14 131V134H13V132H12L13 130L10 129ZM26 127H29V125L26 126ZM38 127H39V126H38ZM38 127H36V128H38ZM59 127H60V126H59ZM124 127H125L124 130H122V131L120 130V132H119V128H118V130H117V132H116V134H118V135L120 136V138H122V139L124 138L123 141H125L126 137L128 138V141L131 140L132 144H134V142H136L137 140H139V139H137V140L135 141V139H134V138H135L134 136L137 135V131H136V134H135V135L133 134V136H132V138L134 137V138H133L134 140H133V139H131V135H128L130 138L127 136V132H128V130H130V129H129V128H126V125H125V124H124ZM127 127H128V125H127ZM138 127H140V123H139V126H138ZM154 127H155V126H154ZM163 127H162V128L160 127V128L162 129L161 131L159 130V131H160L159 135L161 134V136H162V133H163L166 129H168V131H169L168 126H167L166 128L164 127V129H163ZM173 127H171L170 129H172ZM176 127H175V128H176ZM196 127H197V126H196ZM206 127H207V126H206ZM208 127H207V128H208ZM223 127H224V126H223ZM8 128H9L10 131H7ZM23 128H24V127H23ZM57 128H58V127H57ZM62 128H63V129H62ZM82 128L84 129V127H82ZM103 128H104V127H103ZM105 128H106V127H105ZM105 128H104V131H105V133H106V136L108 137V138H107V139H108V142L110 141L109 139H111V141H112V139H113L112 136L109 135L108 131H106L107 128H106V129H105ZM113 128H114V127H113ZM145 128H146V127H144V129H145ZM148 128L150 129V127H148V126H147V128L145 129V130H147V134H149V130H148ZM177 128L179 129V126H178ZM177 128H176V129H177ZM182 128H184V127H180L181 131H182ZM199 128H200V127H199ZM199 128H198V129H199ZM203 128H205V127H203ZM207 128H206V130H208ZM213 128H214V127H212L211 129H213ZM218 128H219V127H218ZM218 128H217V129H218ZM248 128H249V129H248ZM260 128H262V129H260ZM40 129H42V130L40 131ZM49 129H50V130H49ZM60 129H61V131H60ZM73 129H74V130H73ZM139 129H140V132H142V131L144 130V129H142L141 127L138 128V130H139ZM152 129H151V132H152ZM173 129H174V128H173ZM180 129H179V130H180ZM187 129H188V128H187ZM211 129H210L209 132L212 131ZM217 129H216V130H217ZM235 129H236V128H235ZM239 129H240V128H239ZM18 130H19V131H18ZM36 130H37V129H35V128L32 130V127H31V131H32L31 134H35V133H37L38 131L36 132ZM57 130H58V129H57ZM65 130H66L67 132L69 131V132H71V133L64 132ZM71 130H73V131L76 130V131L73 132V131H71ZM136 130H137V129H136ZM163 130H164V131H163ZM179 130H178V131L176 130V131L179 133ZM200 130H201V129H200ZM213 130H214V133H215L216 130H215V129H213ZM218 130H220V129H218ZM260 130H261V131H260ZM1 131H0V133H2ZM39 131H40L39 133L42 134L43 128H40V127H39ZM83 131H85V129H84ZM134 131H135V130H133V132H134ZM155 131H157L156 133L159 132L157 128L155 129ZM166 131H167V130H166ZM168 131H167V132H168ZM172 131H174V130H171L170 133H172ZM189 131L187 130L186 133H188V134L190 135V132H189ZM201 131L204 132L205 130L203 131V129H202ZM220 131H221V130H220ZM220 131H219V132H220ZM244 131H246V133H245ZM253 131H254V132H253ZM4 132H5V133H4ZM9 132H11L12 135H13L14 137L11 136V133H9ZM18 132H19V133H18ZM46 132H47V131H46ZM55 132H56V130H55ZM59 132H58V136H59V134H60ZM131 132H132V131H131ZM131 132H129V133H131ZM144 132H145V131H144ZM144 132H142V135H143V136L146 134V133L144 134ZM161 132H162V133H161ZM167 132H165L166 135H167L166 138L168 137V133H169V132H168V133H167ZM202 132H200L199 134H198V133L196 134L195 132H193V134H192V133H191V134L194 135V133H195L196 136H199L198 138H201L200 141L202 140V138H203L205 135H207V134H208L207 136H210V135H211V134H210L209 132H207V131L204 132V134H203ZM243 132H244V134H243ZM6 133H7V135H5V136H6V137H5L4 134H6ZM72 133H73V134H72ZM134 133H135V132H134ZM154 133H155V132H154ZM156 133H155V134H156ZM170 133H169V134H170ZM174 133H175V132H174ZM174 133H173V134H174ZM184 133H185V132L182 133V137H183L182 139H184V138H186L187 136H189V135L186 136ZM240 133H241V134H240ZM250 133H249V134H250ZM55 134H56V133H55ZM138 134H139V132H138ZM147 134H146V135H147ZM155 134H153V135H155ZM175 134H176V133H175ZM175 134H174V135L170 134V137L167 138V142L170 143V146H171V143H172V145H174V144H173V142H174L173 140H178V139L181 140V137L176 138L178 135L176 134V135H177V136H176ZM183 134H184V135H183ZM200 134H201L202 136H200ZM212 134H213V132H212ZM230 134H232V133H229V136H230ZM236 134H237V133H236ZM236 134H235V136H236V138H237V135H236ZM239 134H240V135H239ZM242 134H243V136H242ZM249 134H248V136H249ZM8 135H9V136H8ZM62 135H63V134H60V137H62ZM118 135H117V136H118ZM139 135H140V134H139ZM149 135H150V134H149ZM153 135H152V136H153ZM171 135H172V136H171ZM232 135H233V134H232ZM250 135H251V134H250ZM1 136H2V135H0V137H1ZM10 136L12 137V139H11ZM66 136H65V138H66L65 141H67L68 143H67V142H66V143L64 142L63 145H61V146H63L62 148H64L67 144L70 145V143H71V144H72V148H71V145H70V146L68 145V146H69V149L71 148L72 150L70 149V151H69V152L67 151V152L69 153L68 155H70V156L72 157V156H74L73 154L76 152L75 144H73L74 142L72 143V140L75 139V137H74V136H72V137H66ZM109 136H110L111 138H110ZM156 136H157V135H156ZM156 136L154 137L155 139L158 138V137L156 138ZM163 136L165 137V134H164V133H163ZM163 136H162V137H163ZM175 136H176V137H175ZM207 136H206V137H207ZM212 136H213V135H212ZM227 136H228V134H227ZM246 136H245V137H246ZM251 136H253V135H251ZM251 136L248 137V138H250L249 140L255 142L254 139L251 140V138H252ZM258 136H259V137H258ZM9 137H10V138H9ZM73 137H74V138H73ZM137 137H138V136H136V138H137ZM140 137H141V139H142V136H140ZM148 137H149V139H150L151 136H148ZM148 137H145L146 139L143 138L144 140H142V142L144 141V143H146V147L141 145V146L143 147L142 149H144V150H142L141 148L138 149V148H139L138 146H139L140 144H142V143H140V142L137 141V143H139V145L137 146V147H138L137 149H138L140 152L143 151V153H144V154L142 153L141 158H139L140 160L142 159V157H143L144 155H146V156L148 157L147 159L149 160V156H148V154H150V156H151V154H154V156H156V154H158V152H156V151H159V150H160L159 148H158V150H157V149L155 150V148H156L155 146H156V145H155V146H149L148 143H149L151 140H150V141L148 140L149 142H146L147 139H148ZM159 137H160V136H159ZM162 137H160L159 139H162ZM189 137H190V136H189ZM189 137H188V138H189ZM192 137H193V136H191V139H190V140L193 139ZM210 137H211V136H210ZM232 137H233V136H232ZM242 137H243V140H244V141L242 140ZM6 138H8V139L5 141ZM120 138L118 139L119 141H120ZM196 138H197V137H196ZM204 138H205V137H204ZM208 138H209V137H208ZM208 138H206L205 143H203V142H204V141H203V142H201V144H205V145H206V143H207V145H208V140H207ZM238 138H237V141H238ZM71 139H72V140H71ZM116 139H117V138H115V140H116ZM152 139H153V137H152ZM159 139H158V140H159ZM168 139L170 140V142H169ZM194 139H195V138H194ZM226 139H229V137L226 138ZM3 140H4V141H3ZM14 140H15V139H14ZM68 140H69V141H68ZM118 140H117V141H114V140H113V142H114L113 144L116 145V144L119 142ZM126 140H127V139H126ZM132 140H133V141H132ZM186 140H187V139H186ZM190 140H188V141H190ZM203 140H204V139H203ZM230 140H231V138H230ZM233 140L235 141L236 139H233ZM260 140H261V139H259V141H260ZM262 140H264V139H262ZM32 141H34V140H32ZM32 141H31V142H32ZM111 141H110V142H111ZM139 141H141V140H139ZM152 141H154V139H153ZM160 141H161V140H160ZM171 141H173V142H171ZM184 141H185V139H184ZM188 141H185V142H188ZM196 141H198V140L195 139V143L197 144ZM200 141H198V142H199V145H200V148L203 150V152H205L204 149H203V147H204L205 145H204V146L201 145V144H200ZM239 141H238V142L235 141V142L237 143V145H239ZM242 141H243V142H242ZM1 142H3V143H1ZM31 142H29V143H31ZM34 142H35V141H34ZM34 142H32L33 144H31V145H34V146L32 147V149L30 148L31 150L26 149L28 146L30 147V145H28L29 143L27 144V145H28L27 147L25 146L26 151L28 150L27 152L29 153V154H28L29 156H27L28 158H32V157H34V156H33L34 153H37V154H35V155L38 156V155H39V150H41V149H39V148H41V146H39L37 143L34 144ZM69 142H70V143H69ZM125 142H126V141H125ZM131 142H130V143H131ZM156 142H157V140H156ZM161 142H162V141H161ZM179 142H181V141H179ZM190 142H191V141H190ZM230 142H231V141H230ZM254 142H251V143H252V144H251V149H252V146H253V143H254ZM261 142H264V141H261ZM14 143H15V142H14ZM14 143H12L11 146H7V148H9V149H7V150H6V148H5L6 145H5L4 147H2V148H4L6 151H5V150H2V148L0 147V148H1V149H0V150H1V151H0V155H1V156H0V162H1V163L3 162V163L1 164V166H2V165H6L5 163H8V162H9V161H8V160H9V153H8V156H7V152H9V150H11L10 147L12 148V147L14 146ZM111 143H112V142H111ZM128 143H129V142H128ZM130 143H129V145H130ZM154 143H155V142H154ZM159 143H160V142H159ZM159 143H158V145H159ZM163 143H164V139H163ZM163 143H162V144H163ZM168 143H166V144H168ZM181 143H182V142H181ZM220 143H221V142H220ZM223 143H224V141H223ZM223 143H222V145H225V144H223ZM227 143H229V140L227 141ZM15 144H16V143H15ZM118 144H120V142H119ZM125 144H127V142H126ZM151 144H152V143H151ZM156 144H157V143H156ZM176 144L179 145L180 143H176ZM176 144H175V146H176ZM184 144H185V143H184ZM184 144H182V145L184 146ZM191 144H192V143H191ZM257 144L259 145V143H256V142H255V151H254V149H253V151L255 152V156L253 155V156H254L253 158H255V159H257V158H256L257 155L261 152V151H260V152H258V154H257V151H256V150H257L258 148H256V147H259V146H257ZM260 144H262V143H260ZM7 145H8V144H7ZM129 145H128V146H129ZM135 145H136V144H135ZM158 145H157V147H159ZM160 145H161V143H160ZM178 145H177V146H178ZM182 145H181V147L179 146L180 149H179L178 147H177V149H179V150L182 151V149H181V148H182ZM188 145H189V143H188ZM192 145H194V143H193ZM192 145H191V146H192ZM220 145H221V144H219V147H220ZM222 145H221V146H222ZM228 145H229V144H228ZM233 145H234V142H233ZM235 145H236V144H235ZM68 146H67L66 148H64V149L69 150V149H68ZM141 146H140V147H141ZM164 146H165V145H161L160 148H163ZM166 146H167V145H166ZM170 146H169V147H170ZM189 146H190V145H189ZM191 146H190V147H191ZM225 146H226V145H225ZM229 146H230V145H229ZM126 147H127V145H126ZM184 147H187V145L184 146ZM190 147L188 148L189 150H188L187 153H188V155H189V154L191 155V156L189 155V156L191 157V159L187 156L186 150H183V153H184V154H181L182 152L179 153V152L176 151V153H178L180 156H181V155H184V156H185V153H186V160H187V161H186L185 159H184V161L187 162L188 164L190 163L189 165H188V164L185 165L186 163H185V164L182 163V164H184L185 167H184V166L181 167V162L178 163V164L175 163V161H174V163L171 162V164L173 165V167H177L176 174H177V172L179 171L178 173H180V174L182 173V175L185 176V179H186L185 182H186V181H187V182L189 181V183L186 182V184H188V185H186V187H185L186 190L184 189V190H185V191H184L183 189H181V190H183V191H181V190H178V189H177V186L179 185V183L182 184V182L184 181V180H183L184 178H183V179H180V177H178V178H177V177H174V179L182 180V182L180 181V182H178V185H174V186L172 187V190H173V191H171V192L174 193V191H176L175 194H176L179 198H181L182 200L188 199V197H189V199H191L192 196L194 197L195 195L198 194V193H197L198 191H199V193H200L201 190H202V191H203V190L208 191V190L206 189V187L209 188V184H208L209 181H208V179H209V180L213 179V180L210 181V182H211L210 184L213 185L212 183H215L216 176H217V177H220V178H222V176H223V175H221V176L219 175V176H218V175H214V174L211 175V169H209V168H210L209 166H208V168H207V166H204V168L206 167V171H208V174H207L208 176L206 175L207 172H206L205 174H204L203 172H201L202 169H203V166L201 165V163H202L203 161H205V160H208V159H205V158H204L205 160H203L202 157L205 155V153H203L202 150H201L200 148H198V147L196 146L197 149H198V151L200 150L201 153H200V151L197 152V149H196V148H195L196 150L193 149V150L196 151V153H195V151H192V149H191L192 147H191V148H190ZM194 147H195V146H194ZM205 147L207 148V146H205ZM205 147H204V148H205ZM208 147H209V146H208ZM219 147H216V150H218V151L220 152L219 149H221L223 146L220 147V148H219ZM226 147H228V146H226ZM226 147H225V148H226ZM242 147H243V145H242ZM260 147H261V148H264V146H260ZM13 148H14V147H13ZM13 148H12V149H13ZM165 148H166V147H164V149H165ZM171 148H172V146H171ZM217 148H218V149H217ZM225 148L223 147L222 150L225 149ZM253 148H254V146H253ZM64 149H63V152L67 153L66 150H64ZM118 149H119L118 151H122V150H123V152H125L126 154L128 153V152H127L128 147H127L125 150H124V149L121 150L120 148H118ZM130 149H131V153H130V154H132V155L130 156V154H128L127 157H131V158H129V159L127 158V159H128V160H127V159H126V154H125L124 161H127V162H124L123 164H126V165L129 164L128 167H131L132 164H133L132 166H137V168H138V172H139V175L142 173L141 176H146L147 178L152 177V178L154 179L155 183H156V182H159V179H157V178L163 179L162 177H160V175H161V173H162V171H163L164 169H163V170L161 169V171H160L159 169L161 168V166L159 167V165H160L161 163H163L164 161H166V160L168 161V157H169V156L167 157V155H165V154H166V150L168 149V147H167V149H165V154H164V149H163V151H161L162 149L160 150L158 156L161 155L162 157H161V156H160V157H161L163 160H159V159H161V158L158 157L159 159H157V162H159V163H158L159 165H156V162H155V165H154L153 163H151L152 166H153L154 168L157 167V169H153V168H152V170H156V171H157L156 173H158V172L160 171V175H159V176H156V173H154L155 171L152 173V175H151V174H146V173H147V168L144 169L145 165H147L148 163H150V161H151V157H152V156L150 157V160H149V161L146 159L148 163H147V164H145V162L142 163V165L144 164V167L142 166V168H140V166H139L140 161H139V163H138V160H139V159H137V157H139L141 154H138L139 156H138V155L136 156V152H137V151L135 152V148H134V146H132L131 148L129 147V150H130ZM137 149H136V150H137ZM185 149H187V148H185ZM209 149H210V148H208V150H209ZM36 150H37V151H36ZM116 150H117V149H116ZM168 150H170V148H169ZM168 150H167V151H168ZM171 150H174V147H173ZM171 150H170V151H171ZM175 150H176V149H175ZM216 150L213 151V152L210 151V150H209V151L206 150V153H207V152H210V155L213 156V157H212V156H211V157L214 158V159H212V160H215V159H216V160H217V163H218V165H219V161H218V159L220 158V155H219V153H218L219 157L215 158V153L218 152V151H216ZM3 151L6 152L5 155L7 156V158H6V156H5V158H1V157H3V155H4V152H3ZM29 151H30V152H29ZM42 151H43V150H42ZM56 151H57V149H56ZM74 151H75V152H74ZM184 151H185V152H184ZM190 151H192V153H191ZM251 151H252V150H251ZM262 151H264V150H262ZM40 152H41V151H40ZM63 152H62V153H63ZM129 152H130V151H129ZM161 152H162V153H161ZM254 152H253L252 154H254ZM2 153H3V154H2ZM65 153H64L63 155H61V156H64V158L61 157L62 159H65V158L67 159L68 155L66 154V156H67V157H66V156H65ZM120 153H121V152H120ZM138 153H139V152H138ZM155 153H156V154H155ZM160 153H161V154H160ZM168 153H171V152H168ZM168 153H167V154H168ZM176 153H175V151H173V153L171 154V156H172V157H175V156L177 155ZM193 153L195 154V156H196V154L199 155V156H197V157H194L195 159L198 158V160H197V159L194 160V159L192 158V156H194ZM222 153H223V152H222ZM222 153L220 152V154H222ZM30 154H33V155L31 156ZM57 154H58V152H56V155H57ZM173 154H175V156H173ZM207 154H208V153H207ZM56 155H55V156H56ZM168 155H170V154H168ZM218 155H217V156H218ZM260 155L262 156V155H264V153H261ZM200 156H202V157H201L202 160H199ZM206 156H207V155H206ZM208 156H209V154H208ZM261 156L258 157V159L261 158ZM71 157H70V158H71ZM156 157H157V156H156ZM172 157H171V159H172ZM181 157H182V156H181ZM187 157H188L189 160H192V159H193V161H189V162H188ZM209 157H210V156H209ZM209 157H208V158H209ZM175 158L178 159V157H175ZM183 158H185V157H183ZM262 158H264V156H262ZM262 158H261V160H262ZM68 159H69V157H68ZM68 159H67V160H68ZM169 159H170V158H169ZM171 159H170L169 161H172L174 158H173L172 160H171ZM209 159H210V158H209ZM255 159H254V161H258V159H257V160H255ZM1 160H2V161H1ZM67 160H66V161H67ZM70 160H71V159H70ZM146 160H145V161H146ZM153 160H154V159H153ZM175 160H176V159H175ZM182 160H183V159H182ZM182 160H179V161H182ZM210 160H211V159H210ZM221 160H222V159H221ZM221 160H220V162H221ZM259 160H260V159H259ZM4 161H8V162H5V163H4ZM142 161H143V159H142ZM142 161H141V162H142ZM161 161H163V162H161ZM167 161H166V162H167ZM224 161H225V160H222V162H224ZM230 161H231V160H230ZM232 161H233V160H232ZM130 162H132L131 165H130ZM151 162H152V161H151ZM160 162H161V163H160ZM166 162H164V163H166ZM208 162H209V163H208ZM208 162H207L208 165H210V166L212 165V166H213V163H210V161H208ZM212 162H213V161H212ZM226 162H229V161L226 160ZM259 162H261V161H259ZM259 162H257V163H259ZM262 162H264V161H262ZM262 162H261V163H262ZM203 163H204V162H203ZM203 163H202V164H203ZM205 163H206V161H205ZM217 163H216V165H217ZM232 163H233V162H232ZM257 163H256V165L258 166ZM261 163H260V164H261ZM123 164H122V165H123ZM151 164H149V165H147V166L150 167ZM169 164H170V163H169ZM194 164H195L196 167L194 166ZM207 164H206V165H207ZM227 164H228V167H229V163H226V164H225V162L222 163V165H226V166H227ZM234 164H235V162H234ZM262 164H264V163H262ZM262 164H261V165H262ZM126 165H124V166H126ZM190 165H191V168L189 167ZM198 165L201 166V171H200V172H201V176H200V177H207L208 179H207V178H206V179L200 178V180H197V179L199 178V175L196 174V173H197L196 171H198V170L200 169V168H198ZM204 165H205V164H204ZM214 165H215V161H214ZM232 165H233V164H232ZM164 166H165V164H164ZM170 166H171V165H170ZM179 166H180V167H179ZM193 166H194V167H193ZM220 166H221V165H220ZM120 167H121V166H120ZM128 167H127V166H126V167H123V168L121 167V168H120V170L122 169V170H121V174L125 173L124 171H125V169L127 170ZM162 167H163V165H162ZM166 167H168V165H167ZM183 167L185 168V170L183 169ZM215 167H216V166H215ZM215 167H214V169H215ZM223 167H224L223 169H226V170L228 169V168L225 167V166H223ZM230 167H231V164H230ZM232 167L234 168V166H232ZM124 168H125V169H124ZM168 168H169V167H168ZM189 168H190V169H189ZM192 168H193V169H194V168H198V170H197V169H194V170H193ZM211 168H213V167H211ZM123 169H124V170H123ZM169 169H171V170H170L171 172L174 171L172 167H170ZM169 169H168V171H169ZM216 169H218V168H216ZM216 169H215L214 171H216ZM219 169H221V168H219ZM219 169H218L217 171H219ZM128 170H129V169H128ZM150 170H151V168H150ZM175 170H176V169H175ZM186 170H187V171H186ZM203 170L205 171V169H203ZM212 170H213V169H212ZM228 170H229V171H228L229 174H230V172H233L232 168H229ZM140 171H141V173H140ZM142 171H143V172H142ZM145 171H146V173H145ZM170 171H169V172H170ZM183 171L186 172V174L192 171V172H191V177H192V175H193V177H192V178H191V177H188L187 175L183 174V173H184ZM221 171H222V170H220L219 172L221 173ZM126 172H127V171H126ZM148 172H150L149 169H148ZM151 172H152V171H151ZM174 172H175V171H174ZM174 172H173V173H174ZM193 172H196V173H193ZM212 172H213V171H212ZM143 173H144V174H143ZM173 173H170V174H173ZM213 173H214V172H213ZM215 173L217 174V172H215ZM220 173H219V174H220ZM223 173H224V172H223ZM226 173H227V172H226ZM127 174H128V173H127ZM154 174H155V176H156L157 178L154 176ZM194 174H195V175H194ZM182 175H181V178H182ZM188 175L190 176V173H189ZM210 175H211V176H210ZM225 175H226V174H225ZM225 175H224L223 177H226ZM122 176H123V175H122ZM125 176H126V175L124 174L123 177H125ZM153 176H154V177H153ZM173 176H175V175H173ZM176 176H178V175H176ZM197 176H198V178H197ZM209 176H210V177H209ZM142 178H144V177H142ZM168 178H169V175H168L167 179H168ZM172 178H173V177H172ZM187 178H188V179H187ZM189 178H190V179H189ZM145 179H146V178H145ZM194 179H195L196 181H195ZM170 180H172V179H169L168 181H170ZM193 180L195 181V184H196V185L194 184ZM190 183H191L192 185H191ZM176 184H177V183H176ZM189 184H190V188H189ZM207 184H208V185H207ZM160 185H161V184H160ZM163 186H164V185H163ZM175 186H176V188H175ZM180 186H181V185H180ZM180 186H178V188H179ZM183 186H184V185H182V188H184ZM180 188H181V187H180ZM210 188H211L212 190H211ZM210 188H209L210 191H216V186H215V184H214V188H212L211 186H210ZM179 191L183 192L184 194H183V193H180ZM177 193H178V194H177ZM196 193H197V194H196ZM179 194H180V195H179ZM181 195H183V196H181ZM198 195H199V194H198ZM195 198H196V196H195Z\"/></svg>",
	"mask_w": 264,
	"mask_h": 264
}]
</instances>
